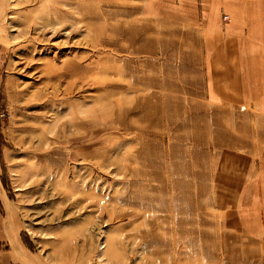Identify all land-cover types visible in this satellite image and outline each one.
Returning a JSON list of instances; mask_svg holds the SVG:
<instances>
[{"label": "rangeland", "instance_id": "rangeland-1", "mask_svg": "<svg viewBox=\"0 0 264 264\" xmlns=\"http://www.w3.org/2000/svg\"><path fill=\"white\" fill-rule=\"evenodd\" d=\"M147 3L0 0V264H254L194 34Z\"/></svg>", "mask_w": 264, "mask_h": 264}, {"label": "crops", "instance_id": "crops-1", "mask_svg": "<svg viewBox=\"0 0 264 264\" xmlns=\"http://www.w3.org/2000/svg\"><path fill=\"white\" fill-rule=\"evenodd\" d=\"M146 7L153 19L194 34L213 111L208 146L220 149L213 203L225 230L246 241L248 262L264 264V0H148Z\"/></svg>", "mask_w": 264, "mask_h": 264}]
</instances>
